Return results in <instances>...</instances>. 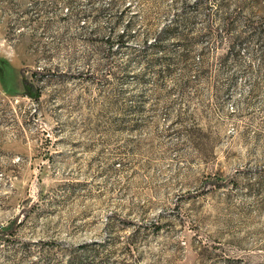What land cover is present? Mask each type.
<instances>
[{"label":"rangeland","instance_id":"obj_1","mask_svg":"<svg viewBox=\"0 0 264 264\" xmlns=\"http://www.w3.org/2000/svg\"><path fill=\"white\" fill-rule=\"evenodd\" d=\"M198 1L0 0V264H264V0Z\"/></svg>","mask_w":264,"mask_h":264},{"label":"trees","instance_id":"obj_2","mask_svg":"<svg viewBox=\"0 0 264 264\" xmlns=\"http://www.w3.org/2000/svg\"><path fill=\"white\" fill-rule=\"evenodd\" d=\"M204 0H199L197 4H201ZM129 6H125V9H128ZM184 9V8H183ZM122 14V12H121ZM189 18L181 14H174L172 19L169 22L163 23L156 31L154 32H145L142 34V44H140V58L145 59L144 63L148 66L159 64L165 68L168 66V60L165 58H156L155 54L158 51L166 50L167 45L166 42L168 39H172L175 42H179L182 47L186 50L182 53L180 59L187 58L188 51L193 45L194 41L198 38V36H192L186 34L184 32H179L178 27L181 25L187 26L189 25ZM132 21H128L125 29L123 30L122 34L117 36V44L118 46L124 45L126 39L131 36V28ZM228 28V27H227ZM240 41L239 36H234L229 40V51L231 56L237 57V51L235 50L237 43ZM23 87L26 90V93L29 95H33L37 97L39 93L34 92V86L27 81L26 78L22 79ZM130 250V248H129ZM75 262V260L71 261V264ZM81 260H77L76 263H80Z\"/></svg>","mask_w":264,"mask_h":264}]
</instances>
